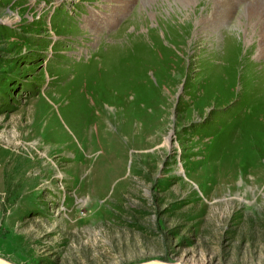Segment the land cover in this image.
<instances>
[{"label":"rangeland","instance_id":"374dc122","mask_svg":"<svg viewBox=\"0 0 264 264\" xmlns=\"http://www.w3.org/2000/svg\"><path fill=\"white\" fill-rule=\"evenodd\" d=\"M144 1L0 0V258L264 264L255 0Z\"/></svg>","mask_w":264,"mask_h":264},{"label":"bare ground","instance_id":"6f19581e","mask_svg":"<svg viewBox=\"0 0 264 264\" xmlns=\"http://www.w3.org/2000/svg\"><path fill=\"white\" fill-rule=\"evenodd\" d=\"M156 1L157 0H145L142 4H143V7L151 8V5L152 4L155 5ZM166 1L169 2L168 4H171L173 7H175L176 10L180 9L181 7L183 8L182 12L178 11V14H180V13L185 14V21L186 22L180 24L182 27H184L185 25H188V23H192V28L196 32L202 31L201 24L203 25L204 23H206V21L202 20L200 23V21L198 20L199 14L195 18H193L194 21H193V19H189L190 15L189 16L186 15V14H188V13H186L187 11H190L192 14L190 6L195 5V3H197L199 0H166ZM251 5H252L251 8H248V10H246L247 11L246 16H244V17H246V19L242 18L245 20L243 22H241L239 20V22H238L237 34H238V36L241 37L243 51L248 54V58L252 60L257 55L256 61L259 62V60H260L263 62L264 60H261V59L264 58V0H255ZM258 7H262L263 9H260ZM230 10H232V8ZM193 13L195 15V12H193ZM257 18H258V21H257ZM225 20H226V18H224V17L219 18L216 20L217 24H215V25H217L219 28V25H223L225 23ZM208 28L210 30L214 31V29L211 25ZM252 29H255L259 32V35L257 37L253 36L252 32L250 31ZM207 37H211L212 40H215V35L207 36ZM243 40L248 46H250L249 48L245 47V45H243ZM213 42L215 43V45H217V41H212V43ZM173 264H175V263H173Z\"/></svg>","mask_w":264,"mask_h":264},{"label":"water","instance_id":"95a60500","mask_svg":"<svg viewBox=\"0 0 264 264\" xmlns=\"http://www.w3.org/2000/svg\"><path fill=\"white\" fill-rule=\"evenodd\" d=\"M0 264H13V263H10V262L0 258ZM139 264H173V263L167 262V261L158 260V259H152V260L141 262Z\"/></svg>","mask_w":264,"mask_h":264}]
</instances>
